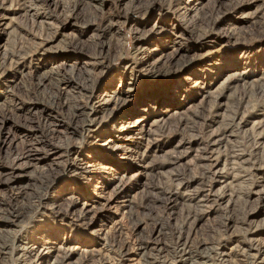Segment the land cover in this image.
Segmentation results:
<instances>
[{
    "label": "rangeland",
    "instance_id": "1",
    "mask_svg": "<svg viewBox=\"0 0 264 264\" xmlns=\"http://www.w3.org/2000/svg\"><path fill=\"white\" fill-rule=\"evenodd\" d=\"M196 2L0 0V172L20 175L12 183L0 175V209L25 202L22 185L33 191L42 172L60 169L38 209L0 223L15 247L35 242L31 253L0 250V264H52L62 252L64 264H142L140 240L155 254L153 241L170 236L172 248L178 235L213 247L187 264H245L249 243H264V86L252 80L264 74V0ZM236 72L242 79L224 81ZM186 77L216 95L202 99V85L184 87ZM128 87L127 102L109 103L90 129L71 116L69 104L97 105ZM159 98L163 113L183 106L182 118L165 120L150 144L135 131L123 149L100 148L107 136L94 129L117 126L131 108L149 115ZM35 136L43 142L31 146ZM68 145L78 154L65 156ZM29 146L42 150L32 166L20 158ZM70 156L82 159L75 177ZM168 192L171 202L144 199ZM53 202L62 207L56 219L45 208ZM160 259L182 264L165 250Z\"/></svg>",
    "mask_w": 264,
    "mask_h": 264
},
{
    "label": "bare ground",
    "instance_id": "2",
    "mask_svg": "<svg viewBox=\"0 0 264 264\" xmlns=\"http://www.w3.org/2000/svg\"><path fill=\"white\" fill-rule=\"evenodd\" d=\"M199 1L200 0H197L196 3H198ZM172 42H173V44H171L172 46L171 47L169 46L170 49L175 50V48H176V50H177V45H179V43L176 40L172 41ZM39 44H40V42H39ZM178 49H179V47H178ZM173 56L175 57V55H172V57ZM16 61H18V60H16ZM242 77H243V74L241 72L240 73L236 72V73L229 75L227 78H225L224 81L229 82V83L230 82L233 83L235 81L242 79ZM252 80H253V82H256L255 84L258 87L261 88L264 86V74L262 76L256 77L255 80L254 79H252ZM65 83H69V82L65 81ZM183 84H184V87L187 85H190L193 87H197L198 85H202V88H204V90H202V92H200L201 93L200 97L202 99H204L208 96H211L215 92H217L216 89H213L211 91L210 87L207 86V83L205 84L203 82H200L199 79H197V78L194 79L191 77H186V80H184ZM222 85H224V84H222ZM198 88H200V87H198ZM217 88H219V86H217ZM134 90H135L134 88L128 87L123 92L122 91H113L111 94H108V98H105L104 101H101L97 105H94V103L90 104V102H91V100H93V98H85V102L82 104H80L78 102H76L74 104H69V108L71 107V109H69L71 112V116L77 117L79 115H83L82 120H83L84 125L88 123L87 124L88 127L89 126L92 127L94 125V121L96 119L97 113L106 112L108 110V104L113 102V101H114V105L116 104L118 106L120 104L127 102L125 97H127L129 95V93L134 91ZM221 92H222V89L218 91V94H220ZM197 94H199V93H197ZM105 95H107V94L105 93ZM215 95H216V93H215ZM158 96H162V93L161 94L158 93ZM101 100H102V98H101ZM162 100H167V98L166 99L165 98H159L158 100L154 101V103H155L154 105H149V115L152 114L153 116H156L154 118H151L152 120L151 121L149 120L150 122H148V118H149L148 116L149 115L146 113L145 109L131 108L130 110H132V113H129V117H131L132 114L136 115L135 118L133 119V121H129L131 118L128 117V113L123 112V115H121L119 117V120L117 121V123H118V125L116 124L117 126H115V125H113L112 127L107 126L106 129H105V127H103V128L100 127L101 129L99 127H97L98 131H96V129L93 130V128H92L93 132H98V134H100V135L103 134V135L107 136L105 138V141L101 144L100 148H102V150L123 149L124 146H122L121 143H123V144L127 143L130 140V138H134V136L130 135V134L134 133L135 131L141 135V136L139 135L140 139H143V137L146 136V139H145L146 143L148 142L150 144V142L153 138L152 135L155 134V132L157 133V131L160 130L159 128L163 125L165 120H167L170 117L182 118L183 112H185L184 111L185 109L183 108V106H181L180 104H178V105L175 104L174 105L175 107H173L174 109L171 111V113H168V114L163 113L162 110L159 109L160 106L162 107L163 105H165L164 103L161 102ZM156 103H157V105H156ZM89 104H90V106H88ZM165 106H167V105H165ZM157 111H159L160 113L157 114ZM51 113L52 112H49V114H50L49 116L52 119H55V121H56L57 117L55 115H52ZM97 123L98 122H96V124ZM90 127H89V129H90ZM27 128L34 130L31 127H27ZM157 129H159V130H157ZM54 130H56V129H54ZM104 131H105V133H103ZM226 132H227V130H226ZM148 136H149V139H147ZM217 138H218V136H217ZM42 140L43 139H41L40 136H35L33 138V140L30 141V145L34 146L33 144L41 143V142H43ZM220 140L221 139H217L216 141H214L212 143V145L216 144L215 142L220 141ZM50 146H52V148H51L52 152H57L58 149H60L59 146H57L55 144L54 145L52 144ZM73 146L74 145H68L65 148V152H66L65 156L66 155L68 156L72 153H74L75 155L78 154V151H76V149ZM209 148H211V146ZM31 151H33V153ZM41 151L42 150H40L36 147H34V149L33 148L30 149V146H29V148L26 150V153L24 155L20 156V158H22V159L26 158L25 164H28V166H32L33 164L30 163V160H40L37 158L38 157L37 154L40 153ZM208 155L205 154V156H203V154H202V155H200V157H198V159H200L201 161H209L210 156H208ZM71 158H72L73 162L71 165L72 166L71 171H69L68 176L69 177H75L77 175L75 168L78 167L77 165H78L79 161H81L82 159H80L77 156H74ZM41 159H42V157H41ZM172 161H174V160H172ZM54 164L59 165V162H54ZM150 166H151L150 164L145 165L144 166L145 170L148 171V168H150ZM103 168H105V167H102V169H101L102 171L104 170ZM11 169H13V168H11ZM59 171H60L59 168H50V169L42 172V174H41L42 178L37 177L39 185L35 186V184H31L32 186L35 187V189L33 191H32V189H30L31 186H28V184L22 185L21 188H27V190H18V192L20 194L23 192V194H24L23 197L25 198L26 201L23 203H15L12 205L8 204V208L0 209V223H3V224L4 223H11V222H13L12 219L25 218L34 209H38L37 207H39L41 205V202L43 201V197L46 193L47 188L49 187V184L53 181V179L57 175L60 174ZM85 172H89V171H85ZM0 175L4 176L6 183L15 182L17 180V178H20V175L14 174L13 171H11V172L9 171V172H6L4 174H2V172H0ZM114 178H116V177H114ZM30 179L34 180L33 176L30 177ZM0 182H1V180H0ZM120 182L121 181H119V183ZM199 190L200 189H196V191H194L195 192L194 194L198 195L200 193V192H198ZM174 194L175 193L168 192L167 194H165V197L154 196L152 198L148 197L146 195L144 197V199L145 200L147 199L148 202H153V201L154 202L155 201H160V202L169 201V202H171L172 196ZM259 196H260V194H259ZM147 200H146V202H147ZM73 201H76V200H73ZM131 203H132V201L129 199L128 200V206H130ZM44 206H47V204H45ZM45 208L50 209V213L53 214V216H52L53 219H56V217H58L62 214L61 213V211H62L61 205L60 204L55 205V202H53L49 208H47V207H45ZM159 232H161V229L159 230ZM171 233L173 234V233H175V231H173V229H172ZM164 237L165 238L163 239V241H159V240H157L155 242L153 241V243H155V244H161V247H159V248L152 247L153 250L157 251V253H155V254L149 253V249H150L149 248V246H150L149 241L144 239V240H140L138 242L137 249L140 250L142 264H164L165 261L161 260L162 258L160 259L161 252L164 250L167 251L171 255V257L174 258V260L176 262H179L182 264H187L188 261L194 260L196 258H201L203 255L201 254V251L199 250L200 246H203L205 250L213 251V247H207L206 243L203 239H201L197 242L191 243L187 237H181V235H178L176 237V242H171V243H174V245L171 248L170 246H168L167 243L172 241V238L170 236H164ZM33 240L34 239H28V241L25 240V242L20 241V244L15 247V245H13V241L9 237L7 238V236H3L1 234V231H0V250L3 253L10 254L7 252V250L11 249V251H14L15 249L20 248V250H22V251H26V252L31 253V251L33 250V247H32V245H29V243H32ZM218 240H219V238H218ZM33 243H35V242H33ZM119 247H120V245H119ZM165 247H167V249H165ZM121 248H122V250L119 252V256L123 257V255H125V248H123V245H121ZM251 251H254V252H251ZM242 254H243V257L245 260L244 261L245 264H257L259 262L258 261L259 259L261 260V262H264V243L257 244V243H252V241H251V243H249V245H248V249L245 252H242ZM68 258L69 257H68L67 252H62V254L60 256L55 257L52 264H64ZM190 264H194V263L190 262ZM197 264H203V263H197Z\"/></svg>",
    "mask_w": 264,
    "mask_h": 264
}]
</instances>
